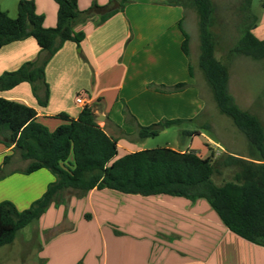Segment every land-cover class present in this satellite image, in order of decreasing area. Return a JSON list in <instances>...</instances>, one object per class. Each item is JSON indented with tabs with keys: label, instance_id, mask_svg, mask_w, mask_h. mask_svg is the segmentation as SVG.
<instances>
[{
	"label": "crops",
	"instance_id": "1",
	"mask_svg": "<svg viewBox=\"0 0 264 264\" xmlns=\"http://www.w3.org/2000/svg\"><path fill=\"white\" fill-rule=\"evenodd\" d=\"M34 1L37 13L45 17V27H55L57 4L53 0ZM112 1L78 0L81 12L88 11L94 4L100 9L93 18L76 26V31L85 33L81 46L66 42L47 64L45 82L49 97L45 107L39 105L28 83L0 92V97L35 109L41 122L54 130L60 125L52 119L54 116L66 113L72 119L79 117L83 107L76 99L79 94L83 95L97 123L118 141L119 151L123 150L126 155L145 150L137 147V142L142 141L140 127L165 120L195 119L193 112L198 114V107H192L191 99L186 103L187 95L192 94L194 100L204 99L208 88L200 82L189 60L193 56L189 29H194L195 19L189 6L169 7L155 0H134L99 24L101 9L113 6ZM12 4V0L9 5L0 3V9L12 16L15 11ZM180 24L190 37L189 57L182 51L184 37ZM40 54L33 38L3 47L0 49V76L18 70L25 63L36 62ZM149 65L160 79L147 83L142 76ZM153 82L158 88L148 87ZM182 84L184 87L178 88ZM179 107L190 112L179 118ZM193 132L200 133H190ZM11 154L12 147L0 144V167L6 172L0 180V203L9 201L22 212L44 195L54 178L46 170L31 175L18 173L26 169L28 162L22 161V168H12L16 165V156L4 166V158ZM65 193L31 224L32 240H36L31 252L37 255L32 264H88L90 258L94 264H264V248L232 233L205 200L192 203L185 198L165 195L142 197L93 190L86 197L72 195L70 200L64 201ZM77 206L83 208L80 218L88 222L99 217L93 211L103 214L105 211L106 218L99 229L108 230L110 243L121 246V254L91 256L89 248L80 246L79 254L74 247L56 251L57 255L68 252V256L48 255L51 246L75 238L78 233L79 227L76 228L72 218ZM28 241L31 244V240ZM25 262L21 259V264Z\"/></svg>",
	"mask_w": 264,
	"mask_h": 264
},
{
	"label": "trees",
	"instance_id": "2",
	"mask_svg": "<svg viewBox=\"0 0 264 264\" xmlns=\"http://www.w3.org/2000/svg\"><path fill=\"white\" fill-rule=\"evenodd\" d=\"M53 1L58 6L57 23L53 28L45 27V17L37 13L34 0H18L15 19L0 9V49L33 38L41 50L36 62L25 63L18 70L0 76V92L28 83L41 107L47 105L49 97L45 82L47 64L66 42L81 46L85 33L76 31V26L93 18L100 9L94 4L88 11L81 12L78 0ZM114 1L119 2L120 9L101 16L99 24L134 0H113L111 5ZM155 1L169 7H194L201 49L199 68L219 111L231 119L248 142L249 156L227 154L217 159L212 151L210 157L205 158L195 151L157 148L119 157L118 141L100 127L90 107L83 108L77 119L66 113L54 116L52 119L60 125L51 130L41 122L35 109L0 97V144L12 147V154L4 158L3 165L8 166L18 156L28 162L26 169L18 173L31 175L46 170L54 178L44 195L25 211H18L9 201L0 203V248L13 244L17 234L36 223L64 192L86 197L93 190L142 197L165 195L185 198L192 203L205 200L232 233L264 248V126L255 115L237 104L230 93L228 68L215 57L212 0ZM179 27L184 37L182 51L189 57L190 37L181 24ZM255 27L256 20L252 17L251 22L243 26L242 37L233 52L263 61L264 42L254 36ZM181 123V120H165L140 127L139 136L142 140L156 137L160 131ZM200 135L198 132L188 134L190 137ZM225 172H228L227 177L217 183L215 177ZM5 175L0 167V180Z\"/></svg>",
	"mask_w": 264,
	"mask_h": 264
},
{
	"label": "rangeland",
	"instance_id": "3",
	"mask_svg": "<svg viewBox=\"0 0 264 264\" xmlns=\"http://www.w3.org/2000/svg\"><path fill=\"white\" fill-rule=\"evenodd\" d=\"M15 11L12 12L11 18L17 17L16 4L18 0H12ZM3 5H9V0H0ZM214 7V25L212 32L214 34L215 42V57L224 66L228 68L230 76V93L235 98L237 104L241 109L249 111L255 115L264 126V60L256 61L248 57L236 55L233 50L239 40L242 37V28L246 23L251 22L252 17L256 20V27L253 30L254 36L264 42V0H212ZM248 4V7H247ZM18 5V4H17ZM194 12V29H189V33L192 38V52L190 62L194 66L195 71L203 84L207 86L208 90H204V99L194 100L193 95H187V104L192 101V107H198V114L194 110L193 113L195 119L188 122H183L180 125H174L159 132L156 137H151L137 142V147L148 150L157 148H171L176 151H195L200 153L203 157H210L212 151L215 153L216 158H222L227 154L249 156V145L240 131L235 127L231 119L223 115L213 98V94L208 84H206L205 77L199 68L200 58V37L198 30V17L194 7L188 5ZM3 8L6 6H2ZM9 7V6H7ZM249 10V11H248ZM252 16V17H251ZM173 55V54H172ZM200 70V71H199ZM146 71V72H145ZM151 69V65L147 66V70H144L142 79L147 83L150 81H157L159 76L157 72ZM201 72V74L199 73ZM155 82L149 84V88H158L153 85ZM83 95H78L77 98ZM193 98V99H192ZM190 101V102H191ZM182 106V105H181ZM204 106V107H203ZM178 116L181 118L190 112L189 109L179 107ZM182 115V116H180ZM192 131H199L204 136L196 137L193 140L188 134ZM219 145L222 149H219L215 145ZM210 146V147H207ZM124 155V151H119V157ZM15 163L12 168H22V160L16 156ZM228 172H225L223 176L215 177V181L220 183L227 177ZM52 183V182H51ZM64 201L71 199L72 194L66 192L64 195ZM18 210V209H17ZM19 211V210H18ZM68 211V210H67ZM83 208L77 206L75 212L72 215L76 228L79 229L75 238L65 239L59 242L57 245L51 246L47 253L49 256H68L57 255L58 248L62 250H69L70 248H77V254L80 249L87 247L91 250V256H117L121 254V246L112 245L110 238L108 237L106 229L103 232L99 229L100 223L106 218L103 213L94 212L98 215L92 222L80 218V213ZM21 212V211H20ZM121 214V213H120ZM122 219L121 216H119ZM33 225L28 226L21 230L14 243L11 246L3 247L0 250V262L1 264H21V259H24L26 264H32L36 261V252L31 247L35 242L33 239ZM78 226V227H77ZM35 238V236H34ZM28 239L31 240L29 244ZM35 245V244H34ZM86 245V246H84ZM119 248V249H118ZM168 256V255H166ZM100 260V258H98ZM164 257L162 258V260ZM164 261V260H163ZM169 260L165 261L168 263ZM88 264H94L93 259L90 258Z\"/></svg>",
	"mask_w": 264,
	"mask_h": 264
},
{
	"label": "water",
	"instance_id": "4",
	"mask_svg": "<svg viewBox=\"0 0 264 264\" xmlns=\"http://www.w3.org/2000/svg\"><path fill=\"white\" fill-rule=\"evenodd\" d=\"M120 9V4L117 1L113 2V6L111 7H104L101 9L100 15L104 16L107 15L113 11L119 10Z\"/></svg>",
	"mask_w": 264,
	"mask_h": 264
},
{
	"label": "built area",
	"instance_id": "5",
	"mask_svg": "<svg viewBox=\"0 0 264 264\" xmlns=\"http://www.w3.org/2000/svg\"><path fill=\"white\" fill-rule=\"evenodd\" d=\"M76 102L78 105H80L81 107L85 108L87 106L85 100L83 97L79 96L77 99H76ZM213 144V143H212ZM215 145L216 147H218L219 149H222L220 146L216 145V144H213ZM223 150V149H222Z\"/></svg>",
	"mask_w": 264,
	"mask_h": 264
}]
</instances>
